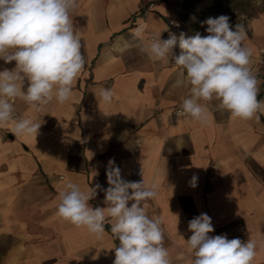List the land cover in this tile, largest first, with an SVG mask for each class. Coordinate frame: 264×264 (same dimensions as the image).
Here are the masks:
<instances>
[{"label": "crops", "instance_id": "obj_1", "mask_svg": "<svg viewBox=\"0 0 264 264\" xmlns=\"http://www.w3.org/2000/svg\"><path fill=\"white\" fill-rule=\"evenodd\" d=\"M77 3L70 15L85 65L74 95L41 112L14 102L16 119L32 116L41 123L36 136L14 135L11 123L0 126V264H113L119 242L109 224L97 239L57 215L59 191L69 179L108 187L109 160L123 179L157 186V198L144 207L162 219L170 264H192L188 222L201 213L212 219L210 235L255 240L253 264H264V112L242 120L217 100L202 101L208 123L201 125L182 110L190 93L187 85L175 84L179 66L171 57L158 61L141 51L170 33L207 35L203 22L215 18L216 0ZM174 15H180V29L168 24ZM138 22L146 25L142 43L130 38ZM248 29L243 43L252 50L257 98L264 101V13L252 17ZM174 53L179 55L178 46ZM14 67L0 60V71ZM102 88L113 91L111 103L100 99ZM133 166L142 173H132ZM89 203L106 207L104 192Z\"/></svg>", "mask_w": 264, "mask_h": 264}, {"label": "clouds", "instance_id": "obj_2", "mask_svg": "<svg viewBox=\"0 0 264 264\" xmlns=\"http://www.w3.org/2000/svg\"><path fill=\"white\" fill-rule=\"evenodd\" d=\"M77 7V0H0V60L5 64L15 62L14 69L0 71V126L11 123L16 136H36L41 127L32 116L14 117L17 99L34 112H41L54 100L64 104L74 95V85L85 65L81 40L74 33L70 15ZM203 24L207 25L205 36L199 32L192 36L170 33L168 39L159 36L141 51L153 60L171 57L179 66L175 84L187 85L190 93L183 99L182 110L195 122L208 123V108L202 101L213 100L235 118L258 119L256 114L264 112V101L257 98L252 50L243 43L244 26H233L227 15L209 17ZM145 29L146 25L138 22L130 38L142 43ZM129 46L126 43L124 49ZM177 46L179 55L174 53ZM113 95L108 88L99 92L104 103H111ZM97 174L93 171V176ZM106 176V189L98 183L82 187L69 179L58 194V217L85 228L97 239L103 238L109 224L119 242L113 248V264H170L163 244L162 219L157 214L149 215L144 207L146 201L157 198V186L144 179H123L114 160L108 161ZM196 181L193 176V187ZM98 190L104 192L106 207L94 208L89 203ZM188 229L192 234L186 240L187 250L195 257L192 264H253L257 242L228 239L226 234L210 235L214 226L208 214L192 218Z\"/></svg>", "mask_w": 264, "mask_h": 264}, {"label": "rangeland", "instance_id": "obj_3", "mask_svg": "<svg viewBox=\"0 0 264 264\" xmlns=\"http://www.w3.org/2000/svg\"><path fill=\"white\" fill-rule=\"evenodd\" d=\"M214 13L215 17L220 15L229 16L230 23L233 26L236 23L242 24L246 34L249 35V21L252 17L264 13V0H216Z\"/></svg>", "mask_w": 264, "mask_h": 264}, {"label": "built area", "instance_id": "obj_4", "mask_svg": "<svg viewBox=\"0 0 264 264\" xmlns=\"http://www.w3.org/2000/svg\"><path fill=\"white\" fill-rule=\"evenodd\" d=\"M152 4H150L149 7H151ZM168 24L176 29H180L182 27V21L180 19V17L178 15H174L172 16L169 20H168ZM177 24L179 26H177ZM260 62H262V59L259 60ZM178 112H181L180 110H178ZM14 117H17L16 114L14 113ZM131 172L136 174V175H140L142 173V168H139L138 166H133V168L131 169Z\"/></svg>", "mask_w": 264, "mask_h": 264}]
</instances>
